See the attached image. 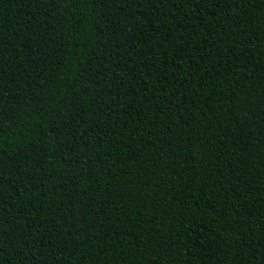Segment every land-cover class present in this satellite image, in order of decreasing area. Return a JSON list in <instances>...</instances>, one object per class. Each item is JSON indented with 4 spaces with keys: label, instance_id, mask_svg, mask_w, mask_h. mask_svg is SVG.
<instances>
[{
    "label": "trees",
    "instance_id": "16d2710c",
    "mask_svg": "<svg viewBox=\"0 0 264 264\" xmlns=\"http://www.w3.org/2000/svg\"><path fill=\"white\" fill-rule=\"evenodd\" d=\"M0 264H264V0H0Z\"/></svg>",
    "mask_w": 264,
    "mask_h": 264
}]
</instances>
